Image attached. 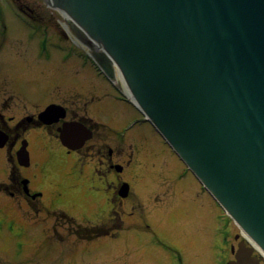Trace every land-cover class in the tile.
Wrapping results in <instances>:
<instances>
[{
  "label": "rangeland",
  "instance_id": "1",
  "mask_svg": "<svg viewBox=\"0 0 264 264\" xmlns=\"http://www.w3.org/2000/svg\"><path fill=\"white\" fill-rule=\"evenodd\" d=\"M14 10L9 0H0V100L6 102L7 98L6 103L11 107L34 112L51 102L50 87L53 86L52 96L61 94L56 99L76 101L81 107L85 101L92 100L85 105L87 113L94 120L107 123V126L97 123V133L107 138L115 137L125 118L122 115L119 125H110L118 112V106L111 99V94L117 95L116 92L111 89L104 93L100 90L106 88L93 85L94 78L89 77L91 61L81 55L78 46L71 45L48 26L50 23L56 27L53 17L51 21L46 18L47 25L27 22L17 19ZM11 107L4 110L0 102V111L7 115L12 113ZM129 112L139 117L136 109ZM149 130L139 132L138 135L144 136L135 141L136 136L135 145L134 141L131 145L128 135L126 139L121 138L125 155L131 152L130 163L125 166L122 177L131 182L132 187L128 198L122 202L123 210L120 209L123 229L118 230V236H99L95 240L91 234L83 233L80 223H95L105 216L108 192L100 178L103 171L93 172L86 164L80 175L77 174L78 178L71 180L67 171L71 153L45 152L36 129L30 130L29 138L25 135L30 162L27 166H17L21 177L28 179L30 191H39L41 195L34 209L24 198H12L0 191V264H144L147 258L142 259L141 252L147 250L149 264H166L160 248L169 251L171 257L177 251L183 264H211L203 248L205 242L217 238L215 234L214 238L210 237L212 225H216L212 215L214 211H221L211 205L209 198H204L206 194L200 191L197 182L190 179L189 183L180 184L181 180L172 176L175 167L172 173L167 171L174 157L168 154L162 140ZM7 151V147H0V181L7 180L8 156L14 154ZM90 159L97 163L93 154ZM179 169L183 170V166ZM106 174L113 177L110 171ZM196 191L197 194L193 193ZM188 209L192 212L190 218L181 223L178 216ZM143 213L145 226L139 220ZM159 214L167 216L165 222H158ZM187 248L192 253L190 258Z\"/></svg>",
  "mask_w": 264,
  "mask_h": 264
},
{
  "label": "water",
  "instance_id": "2",
  "mask_svg": "<svg viewBox=\"0 0 264 264\" xmlns=\"http://www.w3.org/2000/svg\"><path fill=\"white\" fill-rule=\"evenodd\" d=\"M54 1L104 48L93 52L108 74L116 61L143 110L264 249V0ZM52 106L38 117L52 121ZM17 156L27 163L24 146Z\"/></svg>",
  "mask_w": 264,
  "mask_h": 264
},
{
  "label": "bare ground",
  "instance_id": "3",
  "mask_svg": "<svg viewBox=\"0 0 264 264\" xmlns=\"http://www.w3.org/2000/svg\"><path fill=\"white\" fill-rule=\"evenodd\" d=\"M42 2L48 5L47 0H42ZM45 11L47 14H50L48 10H45ZM58 11L63 17L68 19V16L65 14V12H63L62 10H58ZM61 22L68 29L67 25L63 21ZM66 28L62 29V31L65 33V35H71V32H69ZM88 38L90 37L88 36ZM89 40L90 42H92V46L94 49L102 50L100 43H98L95 40H92V41L91 39ZM73 60H76L75 56H73ZM73 60H71L70 62L72 67L74 66ZM111 65H112L113 73L112 74L104 73L103 75L100 72L94 71L93 63L91 62V70L89 72V77L94 78L91 80V82H93V85H96V86L99 85V86L106 88V90H100L101 92L108 93L112 89L117 94V95L111 94V99L115 101V104L118 106V112H116L113 115V121L110 125L117 126L123 120H124L123 123L129 122L130 126L124 132V139L128 138L129 136V138L132 139L130 141L131 145L136 136L137 137L135 141H137V139L140 136H144L142 134L138 135L139 132L149 128L150 133L156 134L162 140V142L167 146L168 154L170 153L174 157V159H171V161L169 162V165H168L169 167H167V171L172 173V170L175 167V170L172 176L175 177L176 179H180L181 180L179 181L180 184L189 183L190 179H192L194 183L197 182L196 184L199 185L201 189L200 191H204L207 196V197L204 196V198L205 199L209 198L208 201H210L211 205H213V207H216L221 211L218 213L214 211L212 215L213 220L216 222V225L215 226L214 224L212 225L213 232L210 237L214 238L213 235L216 234L215 237L217 238L213 242H209V241L205 242V247L203 248V251L209 254L211 264H221L223 262L222 252L225 249L224 243L226 242L227 237L228 236L230 237V232L228 231L226 232L224 228L226 229L228 226L232 227L230 242L232 241L235 244V245L233 244V247L235 246L234 254H235V259H237V263H243V261H245L251 264L253 262L252 260H257V261H261L264 263V249L257 243V241L243 228V226L222 205V203L217 199V197L213 194V192L203 182V180L199 177V175L184 160L182 155L175 149V147L166 139L167 137L163 135L162 131L158 128L156 123H154L152 118L145 111L143 113L139 112V117L131 116V114H129L130 113L129 110H134L135 108L137 109H140V108L143 109V108L141 104L139 103V101L133 95L132 91L130 90V87L128 86V83L125 80V77L123 76L116 61L114 62L113 60H111ZM122 115H124L125 118H123L122 121L118 120L119 117H122ZM123 123H121L120 125L122 126ZM135 141H134V145H135ZM131 145L130 147L132 148ZM159 159H160V156L158 155L157 160ZM176 162L178 163V165H176ZM135 163L136 161L134 162V164ZM180 166H183V170L179 169ZM183 172H185V174ZM186 174H188V176ZM193 193L197 194V191ZM191 213L192 212L189 209L187 210V212L184 211L183 214H180L178 216V220H180L181 223L189 220ZM202 213H204V210L202 211ZM208 216H211V214H209ZM208 216L206 218H208ZM166 218H167L166 215L161 217V215L159 214L158 222L159 221L165 222ZM232 224L235 226V229H234V226H232ZM187 249H188V252H187ZM187 249H186V253L188 254L190 258L192 257L190 256L192 253L190 251V248H187ZM214 249H215V252H211ZM257 256L259 257V259Z\"/></svg>",
  "mask_w": 264,
  "mask_h": 264
},
{
  "label": "flooded vegetation",
  "instance_id": "4",
  "mask_svg": "<svg viewBox=\"0 0 264 264\" xmlns=\"http://www.w3.org/2000/svg\"><path fill=\"white\" fill-rule=\"evenodd\" d=\"M17 3L18 7L23 10L27 15L33 18H43L46 15V11L43 9L41 0H13ZM62 105L66 106V111L68 112L70 119H77L81 122H83L85 125L90 127L92 129V139H89L86 141L82 147L77 148V152H82L85 154L94 153L97 154V161L100 166L104 168L105 171H110L113 174V179L111 180L112 184L115 181V179H120V174L118 172L114 171V164L116 163L114 160H120L124 162V164H128L130 161V156L127 154L124 158H121V155L123 154V146L121 141L114 139V137L107 138L106 135L98 134V126L93 125L86 115V107L85 105L87 103H83L84 105L81 107L79 103H76V101L68 102L65 100L60 101ZM24 121L20 123V125H24ZM59 126V123L53 124L48 126V131L54 134H57V127ZM0 128H3L7 131L10 135V140L13 141L14 138L17 137V132L15 130L9 129V126L7 124V120L1 115L0 116ZM15 128H18L17 126ZM62 147V146H61ZM67 150V149H65ZM124 159V160H123ZM117 189H115L116 191ZM11 192V191H10ZM117 203H120L123 200H120L116 198ZM115 219V218H114ZM117 219V218H116ZM224 230L227 232H230V237H227L225 244V249L222 252L223 255V262L221 264H250L248 262L243 261V263H237V259H235V246L233 247L234 242H230L231 239V227H227ZM216 235V234H215ZM226 239V237H225ZM235 245V244H234ZM258 257V256H257ZM259 259V257H258ZM253 262L251 264H264L261 261L252 260Z\"/></svg>",
  "mask_w": 264,
  "mask_h": 264
},
{
  "label": "trees",
  "instance_id": "5",
  "mask_svg": "<svg viewBox=\"0 0 264 264\" xmlns=\"http://www.w3.org/2000/svg\"><path fill=\"white\" fill-rule=\"evenodd\" d=\"M0 187H2V185H0ZM91 231H92V232L95 231V228H91Z\"/></svg>",
  "mask_w": 264,
  "mask_h": 264
}]
</instances>
